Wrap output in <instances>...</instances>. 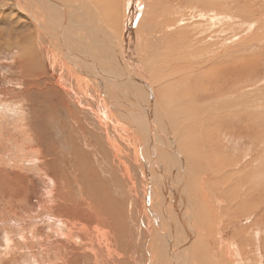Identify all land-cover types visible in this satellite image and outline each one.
I'll list each match as a JSON object with an SVG mask.
<instances>
[{"label":"rangeland","instance_id":"obj_1","mask_svg":"<svg viewBox=\"0 0 264 264\" xmlns=\"http://www.w3.org/2000/svg\"><path fill=\"white\" fill-rule=\"evenodd\" d=\"M22 1L26 2L20 8L21 0H0V264H95L96 256L98 264H106L109 253L116 259L114 248L107 252L98 242L101 235L85 241L83 228L72 225L76 220L83 222L79 216L80 198L89 201L85 206L95 213L101 227L108 229L106 220L113 221L110 223L118 233L117 242L130 251L128 254L124 251L120 261L127 258L129 264H167L170 247L160 241L161 227H156L154 222L152 203L157 191L151 168L145 164V155H148L145 152L150 151L148 160L153 161L160 149L169 154L171 143L178 149L175 152L181 160L186 185L182 188L188 194L186 204L192 207L187 232L191 234L192 228H196L187 264L191 261V264H240L241 260L243 264H264V196L258 195L264 192V108L257 107L264 103V0H239L244 6L233 0H220L222 7L218 10H209L206 5L204 9L199 8L204 4L202 0H192L193 7L182 5L181 0H162V3L159 0H37V5L35 0ZM27 2L29 12L24 10ZM42 4L49 13L44 14L47 18L60 21L57 16L64 15L76 27L75 35L87 39L96 49L103 47L110 55L114 53L111 62L110 59L101 62L106 68L102 76L119 100L124 102L125 98L133 106L124 107L117 99L109 103L105 93L94 87L88 92L93 96H87L82 90L77 91L78 85L67 71L66 75L61 74L57 67L69 58L59 50L62 49L60 39L56 40L57 49L39 26L43 20L31 15V8ZM165 4L174 9L169 17L162 15ZM231 5L238 7L237 11L246 21L242 22L229 11ZM102 11L113 17L100 16ZM85 14L92 19L88 21ZM116 14L120 15L118 20ZM159 29H163L161 40L159 34L154 36ZM128 37V45L121 48ZM212 41L222 49L216 57L210 52ZM202 45L209 49L203 50ZM125 49L132 63L125 60ZM24 51L36 57V65L31 69L34 76L27 70ZM246 55L261 59L263 66L250 61ZM93 57L99 61L97 56ZM240 58L246 62L242 68L236 66L232 72L217 74L211 70ZM40 66L43 67L40 69ZM136 68L142 72L138 73ZM154 68L159 71L152 77ZM250 68L255 73L245 72ZM225 76L235 84L241 78L244 83L237 84L230 93L221 82ZM135 77L140 79L132 84ZM146 77L150 79V86L144 82ZM129 82L147 92L130 89ZM54 89L63 95L57 96ZM132 93L135 94L129 95ZM251 102L254 105L247 106ZM148 103L154 105L157 118L153 116L149 130L143 133L137 129L149 110ZM72 111L76 112L75 117ZM235 112L245 113L249 118L234 116ZM63 122L67 131L62 129ZM73 126L78 130L77 138L72 133ZM72 137L78 139L79 148L85 153L81 164L97 166L105 172L106 180L111 182L109 187L103 186L105 181L98 188L91 179L82 180L79 185L66 183L63 170L57 168L58 155L63 153L60 145L66 142L68 149ZM194 153L205 159L201 161L203 170L190 168V155ZM46 171L52 178L49 174L45 176ZM173 197L178 195L175 193ZM164 212L169 216L168 229L174 231L170 253L177 258L181 252L182 221L172 223V219H179L181 214L175 207L165 208ZM190 217L187 216L188 221ZM223 233L226 243L230 240L234 246L237 261L228 259ZM104 238L108 239V235ZM76 252L79 262L73 257ZM168 264L179 263L171 259Z\"/></svg>","mask_w":264,"mask_h":264},{"label":"bare ground","instance_id":"obj_2","mask_svg":"<svg viewBox=\"0 0 264 264\" xmlns=\"http://www.w3.org/2000/svg\"><path fill=\"white\" fill-rule=\"evenodd\" d=\"M135 1V0H134ZM142 1V0H141ZM155 1V0H154ZM168 1V0H167ZM182 1V5H184V6H189V5H191L192 7H193V1L192 0H181ZM209 1H213V2H209ZM230 1H232V0H230ZM235 3H239L240 4V2H239V0H233ZM22 2L23 3H25L26 1H22L21 0V3L19 4V6H20V8H22ZM35 2H36V5H37V0H35ZM41 2H43V1H41ZM46 2V1H45ZM140 2V1H139ZM159 2H163L162 0H159ZM134 3H136V2H134ZM142 3V2H141ZM157 3V2H156ZM155 3V4H156ZM160 3V4H161ZM169 3V2H168ZM201 3H204V4H200V7L199 8H202V9H204V5H206V6H208L209 7V10H218V9H220L221 7H222V3L220 2V0H202L201 1ZM208 3H212V4H208ZM264 3V2H263ZM27 6H26V8L24 9L25 10V12H29L28 11V7L30 8V3H28L27 2ZM43 4H45V3H43ZM43 4H42V6L40 7H38V8H31V15L32 16H35V18H39V19H42L43 21H45V23L46 24H48L47 25V27H46V25L44 24V22L43 21H39V26L41 27V28H43V30H44V32H45V34L49 37V39H50V41L55 45V47H56V40H58V39H60V43L62 44V49H59L60 50V52L65 56V57H67V58H69V59H65V61H64V63L62 64V63H60L59 65H58V70L61 72V74H64V75H66V73H65V71H67L68 73V75L70 76V78L71 77H73L74 78V82L78 85V90L77 91H80V90H82L83 92H85L84 94L85 95H87V96H93L92 94H88V92L89 91H91L92 92V90H90V88H92V87H94V90H96V89H99L100 90V92H101V94L104 92L105 93V97H106V99H108V101H109V103L110 102H112L113 100H115V99H117L119 102H121V103H124L123 104V106L124 107H126V106H128V102H127V100L124 98V102L123 101H121V100H119L118 99V97H117V95L115 94V91H113L111 88H110V85L108 84V82L106 81L107 79H105L103 76H102V74H104V72H105V70H106V68H105V66H103V65H101V62L103 61V62H106V60L108 61V59H110V62H111V58L112 59H114V57L113 56H115L114 55V53L112 54V52H111V55L108 53V50H105L103 47H98L97 49L95 48V46H93V44L91 45L90 43H88L87 42V39H85V38H79V35L77 36V35H75V32H74V28L76 29V27L74 26V25H72L70 22H68L69 21V19L67 20L66 18H64V15L63 16H61V15H59V16H57L58 18H56V19H60V21H62L63 23H61L60 21H58V20H55L54 18L53 19H51V18H47V16L46 15H44V14H49L45 9H44V7H43ZM166 4H167V2H166ZM164 5V11H162L163 12V16H164V14L166 15V16H168L169 17V15H171L172 14V12H174V9H172V7L171 6H169V5ZM138 5H140V3L138 4ZM142 5V4H141ZM151 5V4H150ZM158 5V4H157ZM156 5V6H157ZM227 5V4H226ZM229 5V4H228ZM240 5H242V6H244V4H240ZM143 6V5H142ZM156 6H155V9H156ZM140 7V6H139ZM138 7V8H139ZM190 7V6H189ZM153 8H154V6H153ZM166 8H168V9H166ZM236 8H238V7H235V6H233V5H231V7L229 8V11L231 10V12H233V13H235L236 14V16H238V17H240L241 19H242V22H243V20L244 21H246L245 19H243L244 17L243 16H240V13H239V11H237V9ZM196 10L198 9V8H195ZM195 9H193V10H195ZM23 10V9H22ZM153 10V9H152ZM156 10H158V9H156ZM162 10V9H161ZM200 10V9H199ZM105 11H107V10H105ZM198 11V10H197ZM207 11V10H206ZM109 12H111V10H109ZM204 12V11H203ZM228 12V11H227ZM199 13V12H198ZM208 13V12H207ZM120 14V13H119ZM151 14V13H150ZM86 15V14H85ZM94 15V14H93ZM117 15V20L119 19V17H120V15L118 16V14H116ZM158 15V14H157ZM162 15H159V16H162ZM201 16H204L203 14H200ZM227 15V14H226ZM230 15V14H229ZM100 16H103V17H106L107 19H108V17L107 16H109V17H113V15L112 14H110V13H104V11H102V12H100ZM134 16V15H133ZM151 16V15H150ZM196 16V15H195ZM219 17H220V15H218ZM81 17V16H80ZM88 17H91L89 14H87L86 15V18H87V20L89 21L90 19H92V18H88ZM158 17V16H157ZM243 17V18H242ZM96 18V17H95ZM122 18V17H121ZM132 18V17H131ZM156 18V17H155ZM183 18V17H182ZM186 18V17H185ZM226 18V17H225ZM233 18V17H232ZM234 18H236V17H234ZM158 19V18H157ZM162 19V18H161ZM166 19H171V18H166ZM193 19V18H192ZM196 19H199L198 17L196 18ZM229 19V18H228ZM227 19V20H228ZM237 19H239V18H237ZM236 19V20H237ZM249 19V18H248ZM191 20V19H190ZM230 20V19H229ZM181 21H183L182 19H181ZM167 22V21H166ZM175 22H176V20H175ZM174 22V25L175 24H177V23H175ZM178 22V21H177ZM180 22V21H179ZM183 23H185V22H183ZM189 23H192V22H188L187 24H189ZM194 23V22H193ZM192 23V24H193ZM236 23V22H235ZM237 23H239L238 21H237ZM241 23V22H240ZM170 24H172L171 22L169 23V25ZM186 24V25H187ZM195 24V23H194ZM201 24V23H200ZM111 25L112 26H114L115 27V25L117 26V24L115 23L114 25L111 23ZM127 26V28H128V24H126ZM168 25V26H169ZM203 25V24H202ZM237 25V24H236ZM190 26V25H189ZM47 28L46 30H45V28ZM120 27H122L121 25H120ZM155 27V26H154ZM172 27V26H171ZM184 27V26H183ZM49 28V29H48ZM130 28V27H129ZM160 28V27H159ZM170 28V27H169ZM168 28V29H169ZM201 28H203V27H201ZM239 28V27H238ZM51 29V30H50ZM164 29V28H163ZM163 29L161 30V29H159V32L158 33H156V34H154V36H156V35H158L159 34V40H161V38H160V35H162L161 34V32L163 31ZM186 29H187V27H186ZM240 29H242V28H240ZM77 30V29H76ZM126 30V29H125ZM128 30V29H127ZM166 30V29H165ZM224 30V29H223ZM222 30V31H223ZM78 31H80V30H78ZM130 31L131 30H129V32H128V35H129V33H130ZM150 31V30H149ZM148 31V32H149ZM214 31V30H213ZM81 32V31H80ZM152 32V31H151ZM156 32H157V30H156ZM215 32V31H214ZM190 33V32H189ZM77 34H79V33H77ZM131 34V33H130ZM214 34V33H213ZM222 34V33H221ZM84 35H85V33H84ZM126 35H127V33H126ZM127 35V36H128ZM190 34H188V36H189ZM200 35V34H199ZM126 36V37H127ZM196 36H198V35H196ZM208 36H212V35H208ZM85 37V36H84ZM89 37V36H88ZM139 37V36H138ZM178 37H180V36H178ZM69 38L71 39V40H69ZM200 38H201V36H200ZM203 38V37H202ZM210 38V37H209ZM128 39V41H124L125 43L123 44V46H121V48H123V47H126L127 45H128V43H129V37L127 38ZM190 39V38H189ZM97 40V39H96ZM201 40V39H200ZM73 41V42H72ZM211 41V40H210ZM203 42H205L204 40H203ZM202 42V43H203ZM122 43V42H121ZM161 43V42H160ZM206 43H208V42H206ZM256 43V42H255ZM105 44V43H104ZM210 44V52H212L211 54L214 56V57H216L218 54H221L222 53V49L221 48H218V46H217V42H215V41H212V42H210L209 43ZM208 44V45H209ZM106 46H107V43L105 44ZM162 45V44H161ZM117 46V45H116ZM185 46V45H184ZM260 46V45H259ZM97 47V46H96ZM191 47V46H190ZM202 47H203V45H202ZM57 48V47H56ZM106 48V47H105ZM257 48V47H256ZM259 48V47H258ZM58 49V48H57ZM124 49V48H123ZM200 49V48H199ZM209 49V47L208 46H206V48L205 47H203V50H208ZM202 51V50H201ZM93 55L94 56H97L98 57V59H99V61H97V60H95V58L93 57ZM124 55V58H125V60L128 62V63H132V61H129L128 60V58H127V56H126V49H125V54H123ZM162 55V54H161ZM164 55H166V54H164ZM207 56H208V54H206ZM264 55V54H263ZM24 58H26V60H27V70H28V72H29V74L31 73V75L32 76H34L33 75V73H34V70H31L32 69V66L33 65H36V63H35V55L34 54H26L25 53V51H24ZM109 56H111V57H109ZM197 56V55H196ZM242 56V55H241ZM246 56H248L249 57V60L250 61H256V63H258L259 65H261V66H263V64H262V62H261V59H257V58H255V57H253V56H250V55H246ZM159 57V56H158ZM160 58V57H159ZM168 58V57H167ZM262 58V57H261ZM162 59V58H161ZM163 59H165V58H163ZM202 60V59H201ZM248 60V61H249ZM67 61V62H66ZM69 61V62H68ZM166 61V60H165ZM169 61V60H168ZM209 61H211V60H209ZM218 61H221V60H218ZM72 62V63H71ZM126 63V62H125ZM134 63V66H136V67H139L138 66V64L136 63V62H133ZM165 63H167V62H165ZM169 63V62H168ZM219 63V62H218ZM246 62L244 61V59H242V58H240V59H235V60H232L231 62H229V64L227 63V65L226 64H221V65H217V66H215V67H213V68H211V70L212 71H215L216 72V74H217V72H224V71H228V72H232V71H230V70H232L234 67H236V66H239V68H242V67H240V66H242V65H244ZM248 63V62H247ZM264 63V62H263ZM115 64V63H114ZM130 65V64H129ZM132 65V64H131ZM111 66H113V65H111ZM164 66V65H163ZM43 66H40V69L42 68ZM52 68H54V66H51ZM120 67V66H119ZM125 67H127V66H125ZM117 67H115V69H116ZM128 68V67H127ZM156 68V67H155ZM155 68H154V72L155 73H152L153 74V76L152 77H154V75H157L158 74V72L157 71H159V70H157L156 69V71H155ZM239 68H237V69H239ZM246 68V67H245ZM254 68V67H253ZM209 69V68H208ZM236 69V70H237ZM55 69H53V71H54ZM108 70V69H107ZM110 70V69H109ZM125 70V69H124ZM129 70H131V69H129ZM136 70H137V72L138 73H140V72H142V70L141 69H138V68H136ZM240 70V69H239ZM135 71V70H134ZM206 71V70H205ZM243 71H245V70H243ZM37 72H38V70H37ZM146 72V71H145ZM156 72H157V74H156ZM240 72H241V70H240ZM245 72H252V73H255L254 72V69H248V71H245ZM54 73H55V71H54ZM108 73V72H107ZM129 73H131L130 71H129ZM129 73H127V75L129 74ZM134 73V72H133ZM138 73H136V74H138ZM214 73V72H213ZM213 73H212V75H213ZM234 73V72H233ZM242 73V72H241ZM112 74V73H111ZM110 74V75H111ZM115 74V73H114ZM224 74V73H223ZM223 74H222V76H223ZM201 75V74H200ZM203 75H205V73H203ZM206 75H208V73L206 74ZM210 75V74H209ZM208 75V76H209ZM215 75V74H214ZM234 75V74H233ZM237 75V74H236ZM117 76V75H116ZM123 76V75H122ZM139 76V75H138ZM144 76V75H143ZM215 76H217V75H215ZM214 76V77H215ZM221 76V77H222ZM129 77H131V75H129ZM128 77V78H129ZM188 77V76H187ZM204 77V76H203ZM202 77V78H203ZM219 77V76H218ZM218 77H217V79H218ZM226 77V78H225ZM222 80H221V82H222V85H223V88H225V90L227 91H232V92H230V93H233L234 91H233V88H235V87H237V84H243L244 83V81H241V79L239 80L238 79V83L237 84H235V82L234 81H230L231 79L230 78H228L227 76H225ZM231 77V76H230ZM241 77V76H240ZM106 78H108V77H106ZM142 78V77H141ZM211 78V77H210ZM209 78V79H210ZM238 78V77H237ZM122 78H120V80H121ZM138 79H140V78H136L135 77V81H133L132 82V84L134 83V82H137L138 81ZM146 79H147V81H146ZM146 79H144V82L146 83V84H149V86H150V82H149V80L150 79H148L147 77H146ZM204 79H205V77H204ZM216 79V81H217V83L218 82H220L219 81V79L217 80ZM243 79H244V77H243ZM247 79V78H246ZM256 79V78H255ZM118 80V79H117ZM119 80V81H120ZM191 80H192V78H191ZM235 80H237V79H235ZM251 80V79H250ZM253 80H254V78H253ZM80 81L82 82V83H80ZM127 81H128V79H127ZM130 81V80H129ZM132 81V80H131ZM130 81V82H131ZM201 81V80H200ZM209 81H211V79L209 80ZM208 81V82H209ZM128 83L127 85H129V88L130 89H132V90H134V88H137L138 90V93H139V91H140V89L142 90L143 89V87H141V88H139V87H137V86H135V85H131V83ZM152 82V81H151ZM246 82V81H245ZM114 83V82H113ZM140 83V86H141V82H139ZM212 83H214V82H212ZM120 84V83H119ZM209 84V83H208ZM211 84V83H210ZM215 85H216V83H214ZM251 84V83H250ZM249 84V85H250ZM117 85V84H116ZM121 85V84H120ZM120 85H119V87H120ZM126 85V84H125ZM203 85V84H202ZM218 85V84H217ZM216 85V86H217ZM212 86L214 87V85L212 84ZM219 86V85H218ZM116 87H118V86H116ZM58 89V88H57ZM119 89V88H118ZM121 89V88H120ZM125 89V88H124ZM126 89H128V88H126ZM221 89V88H220ZM236 89V88H235ZM59 90V89H58ZM144 90V94H145V89H143ZM96 91H98V90H96ZM116 91H118V90H116ZM135 91V90H134ZM125 90L123 91V93L125 94ZM128 92H130L129 90H128ZM147 92V91H146ZM54 93L57 95V96H59V95H63V93H61V92H59V91H56V89H54ZM94 93H95V91H94ZM127 93V92H126ZM141 93H142V91H141ZM59 94V95H58ZM133 94H135V93H132V94H129V95H133ZM176 95V94H175ZM179 95V94H178ZM120 96H121V94H120ZM137 96V95H136ZM136 96H133V97H135V98H137ZM140 96V95H139ZM61 97V96H60ZM152 97V96H151ZM151 97H150V99H149V101L148 102H150V100H151ZM178 97V96H177ZM122 98V99H123ZM140 98V97H139ZM142 98V97H141ZM174 98V97H173ZM182 98V97H181ZM219 98V97H218ZM61 99V98H60ZM220 99V98H219ZM63 100V99H62ZM176 100V99H175ZM182 100V99H181ZM64 102V101H63ZM183 102V101H182ZM185 102V101H184ZM190 102V101H189ZM61 103V102H60ZM151 103V102H150ZM63 104V103H62ZM64 104H66V102H64ZM173 104V103H172ZM249 104H251V105H254V103L253 102H251V103H247V106L249 105ZM148 105H150V106H148ZM174 105H176V104H174ZM236 105V104H235ZM245 105V104H244ZM238 106V105H237ZM242 106V105H241ZM241 106L240 107H238V109L239 108H241ZM152 107H154V105L152 106L151 104H147V108H149V110L147 109V112H145L144 114H145V117H143L144 118V121H142V120H140V124L138 125V129L137 130H139V131H143V133H144V131H146V129H148L149 130V125L151 124V122H152V120L154 119V118H157L156 117V114H154V112H153V108ZM244 107V106H243ZM254 107V106H253ZM257 107H259V108H264V103L262 104V107H260V106H257ZM69 109V108H68ZM151 109V110H150ZM229 109V108H228ZM237 108L235 107V110H236ZM244 110H245V108H244ZM243 110V111H244ZM168 111V110H167ZM223 111V110H222ZM230 111H231V109H230ZM69 112V111H68ZM156 112V111H155ZM232 112V111H231ZM66 113H67V111H66ZM76 112H74V111H72V115H73V117H75L76 116V114H75ZM70 114V113H69ZM132 114H134V113H132ZM196 114V113H195ZM252 114V113H251ZM233 115L235 116V115H237V116H239L240 118H244V119H248L249 117L247 116V114H245V113H241V112H235V113H233ZM68 116H70V115H68ZM153 116H154V118H153ZM249 116H251V115H249ZM246 117V118H245ZM253 117H255V115L253 116ZM57 118H58V116H57ZM60 118V117H59ZM77 118V117H76ZM80 118V117H79ZM223 118V117H222ZM226 118V117H225ZM61 119V118H60ZM59 119V120H60ZM75 120V119H74ZM226 120H228V119H226ZM231 120V119H230ZM229 120V121H230ZM56 121V120H55ZM64 121V120H63ZM72 121H73V119H72ZM233 121V120H232ZM232 121H231V123H232ZM247 121V120H246ZM57 122V121H56ZM61 122V121H60ZM75 122H76V120H75ZM250 122V121H249ZM242 123V122H241ZM244 123H246V122H244ZM63 124H64V122H63ZM77 124V123H76ZM235 124V123H234ZM264 124V123H263ZM59 125H61V124H59ZM59 125H58V127H59ZM69 125V124H68ZM220 125V124H219ZM236 125V124H235ZM245 125V124H244ZM82 126V125H81ZM231 126H233V125H231ZM253 126V125H252ZM70 127V126H69ZM83 127V126H82ZM139 127H141V128H139ZM224 127H226V126H224ZM239 127V126H238ZM249 127V126H248ZM250 127H251V125H250ZM203 128V127H202ZM218 128V127H217ZM216 128V129H217ZM228 128V127H227ZM227 128H225V129H223V131L224 130H226ZM262 129H263V127H261ZM62 129H64V131L66 130H68V129H66V125L64 124V125H62ZM61 129V130H62ZM85 129V128H84ZM240 129H241V127H240ZM246 129H247V127H246ZM245 129V130H246ZM71 130V129H70ZM239 129H237V131H238ZM77 128L75 127V126H73V132L72 133H74L75 135H76V138H77ZM229 131H231V129L229 130ZM236 131V130H235ZM234 131V132H235ZM241 131V130H240ZM239 131V132H240ZM242 131H244V130H242ZM252 131H253V128H252ZM255 131V130H254ZM221 132V131H220ZM226 132V131H225ZM238 132V133H239ZM248 134L250 135V133H249V129H248ZM251 132V131H250ZM71 133V132H70ZM169 133V132H168ZM236 133V132H235ZM253 133H255V132H253ZM220 134H222V133H220ZM233 134V133H232ZM245 134V133H244ZM247 134V133H246ZM261 134V133H260ZM66 135V134H65ZM224 135H225V133H224ZM228 135V134H227ZM230 135V134H229ZM241 135H243L242 133H241ZM259 135V134H258ZM73 136V135H72ZM172 136V135H171ZM222 136V135H221ZM232 136H234V135H232ZM235 136H237V135H235ZM263 136V135H262ZM173 137V136H172ZM246 138V137H245ZM50 139V138H49ZM59 139V138H58ZM62 139V138H61ZM60 139V140H61ZM66 140H67V138H66ZM243 140V139H242ZM259 140V139H258ZM59 140H57V142H58ZM63 141H65V140H63ZM222 141V140H221ZM245 141V140H244ZM251 141V140H250ZM69 142H71L72 144V146L70 145V144H68L67 146H68V149H66L65 148V143H63L62 145H60V150L61 151H63V153H62V155L60 156V155H58L59 157H60V164H58L57 165V168H60L61 170H63V172H64V175H65V178H66V183L68 184V185H74V184H77V185H79L78 184V182L79 183H82V180H86V179H91V180H94L95 181V184L97 185V187L99 188V186H100V184L102 183V182H105V181H107L106 180V178H105V172H103L102 170H98L96 167L97 166H89V165H83L84 164V162H83V164H81V160L82 159H84V157H86L85 156V153L83 152V151H81V148H79V141H78V139H75L74 137H72V139H70L69 140ZM69 142H67V143H69ZM175 142V141H174ZM224 142V141H223ZM222 142V143H223ZM254 142V141H253ZM187 143V142H186ZM57 144V143H56ZM203 144V143H202ZM224 144V143H223ZM53 145H55V144H53ZM194 144H192L191 146H193ZM80 146H81V144H80ZM217 146V145H216ZM218 146H220V144L218 145ZM224 146V145H223ZM241 146V145H240ZM184 148H186L187 146H183ZM200 147H204V146H200ZM208 147V146H207ZM206 147V148H207ZM241 147H243V146H241ZM57 148H58V144H57ZM175 148H176V145H174L173 143H171V149H172V151H170V153L168 154V153H166L164 150H162V149H160L159 151H158V156L156 157V159L155 158H151L153 161H151V160H148V159H150V151L148 150H146V152H145V154H148V155H145L146 156V158H147V160H146V165L149 167V168H151L150 170H151V172L153 173V182H154V186H155V189H156V191H157V198L153 201V203H152V213H153V217H154V222H155V225H156V227H161V231H160V233H161V236H163L161 239H160V241L163 243V244H165L167 247H170L169 249H167V255H166V263L168 264V263H170L171 262V259H174V261H177V263H179V264H187V263H189L188 262V256H190V251H191V249H192V243H193V237H195L194 235H195V229H194V227L192 228V232H191V234L189 233V232H187V228H186V225L187 224H189L190 222H191V217H190V211L192 210V207L190 208V205H188V204H186V202L188 201V194L187 193H184V190H183V188H182V186H184V189L186 188V185H185V179H184V174L182 173V169H183V166H182V163H181V160H179L178 159V155L176 154V152H175ZM222 148H224V147H222ZM249 148V147H248ZM216 149V148H215ZM245 149V148H244ZM213 150V149H212ZM221 150V149H220ZM58 151V150H57ZM176 151H177V153H178V149L176 148ZM192 151V150H191ZM195 151V150H194ZM205 151V150H204ZM248 151V150H247ZM59 152V151H58ZM180 152V151H179ZM210 152V151H209ZM245 152V151H244ZM193 153V152H192ZM206 153H208V152H206ZM218 153V152H217ZM248 153V152H247ZM56 154V153H55ZM61 154V153H60ZM89 154V156H91L90 155V153H88ZM195 154V155H194ZM194 154H191L190 155V158H191V164H189V166H190V168H192V169H196V167H200V168H197V171H198V169H199V171L200 170H203L204 169V166H203V164H201V161H204L205 159L204 158H202L203 160H201L198 156H197V154L196 153H194ZM86 155H87V153H86ZM203 155H204V152H203ZM206 155V154H205ZM204 155V156H205ZM210 155V154H209ZM230 155V154H229ZM232 155V154H231ZM244 155V154H243ZM191 156H193V158L191 157ZM227 157H228V155H227ZM87 158H88V156H87ZM90 158V157H89ZM222 157H220V159H221ZM226 158V157H225ZM232 159V158H231ZM227 160H229V159H227ZM59 161H57V162H59ZM87 161H88V159H87ZM91 163H92V160H91V158H90V160H89ZM88 161V162H89ZM89 162V163H90ZM96 162V161H95ZM49 163V162H48ZM48 163L46 164V165H48ZM95 164V163H94ZM102 164V163H101ZM83 165V166H82ZM91 165H93V164H91ZM208 165H209V162H208ZM103 166V165H102ZM207 166V165H206ZM104 167V166H103ZM188 167V166H187ZM203 167V168H202ZM263 168V167H262ZM257 170V169H256ZM105 171H106V169H105ZM259 171V170H258ZM184 172V171H183ZM260 172V171H259ZM185 173V172H184ZM255 173V172H254ZM258 173V172H257ZM48 174H49V172H47L46 171V174H45V176L47 177L48 176ZM197 174V173H196ZM199 174V173H198ZM49 175H51V174H49ZM54 175H56V173H54ZM194 175V174H193ZM200 175V174H199ZM213 175V174H212ZM52 176L53 175H51V177L50 178H52ZM196 176V175H195ZM194 176V177H195ZM206 176V175H205ZM215 176V175H214ZM107 177V176H106ZM182 177H183V179H182ZM201 177V176H200ZM56 179H55V183L57 184V175H56V177H55ZM206 179V178H205ZM216 179V178H215ZM51 180V179H50ZM53 180V179H52ZM201 180V179H200ZM197 181V180H196ZM205 181H207V180H205ZM262 182H263V179H262ZM109 183H111V182H109V181H107V182H105V184L103 185V186H106V187H109ZM199 183V182H198ZM207 184V183H206ZM81 185V184H80ZM176 186V190L174 191L173 190V186ZM210 189H212V187L210 188ZM99 192V191H98ZM207 192V191H206ZM99 193H102V190L99 192ZM177 194L178 195V198H176V197H173V194ZM258 195L259 196H264V192H258ZM86 202H89L87 199H79V208H80V210H79V212H80V214H79V216L83 219V222H80L79 220H76V222L74 223V224H72L73 226H81L82 228H83V230L85 231V233H83L82 234V237L85 239V241H88V240H91V237L92 238H94V237H96V236H99V235H101V240H99L98 242L100 243V245L108 252H110L111 251V249H115V255H116V259L115 258H113L111 255H110V253L108 254V256H106L105 257V259L107 260V263L106 264H124V262H125V264H129V260L127 259V258H125L124 259V262H122V261H120V260H122V257H121V255H122V253L125 251L126 252V254H128V253H130V251L128 250V252L126 251V250H124V246H120V244L117 242V239H118V233L116 232V228L114 229V227H113V225H112V227H111V223H113V221L111 220L110 222H109V219H107L106 220V222H107V224L109 225V227H108V229H107V227L106 226H104V227H101V224H100V222L97 220L96 221V215H95V213L92 211H90V210H88L87 208H86V206H85V204H86ZM221 203V202H220ZM219 203V204H220ZM167 205V206H166ZM168 207H175V208H177V209H179V211H180V218L179 219H172V223H174V221L175 220H178V221H182V224L180 225V230H181V232H180V246H179V250H181V252H178L177 253V258L172 254V253H170V249H172V245H171V243H172V239H173V237H174V231H173V229H168V225H167V223H166V221H167V219H168V215L164 212V209L165 208H168ZM169 212V211H168ZM204 215V214H203ZM261 215H263V213H261ZM260 215V216H261ZM187 216H189L190 217V220L188 221V218H187ZM202 216V215H201ZM200 216V217H201ZM111 217V215H110V213H109V218ZM197 218H199V217H197ZM261 218V217H260ZM200 219V218H199ZM202 219V218H201ZM201 219H200V221H201ZM198 220V219H197ZM195 221H196V219H195ZM196 222H198V224L200 223L199 222V220L198 221H196ZM172 223H171V225H172ZM203 223V222H202ZM76 224V225H75ZM85 225V226H84ZM165 227H166V230H165ZM198 227H200V226H198ZM255 227V226H254ZM199 229V228H198ZM197 229V230H198ZM203 229V228H202ZM245 229V228H244ZM258 229V228H257ZM200 230V229H199ZM238 231V230H237ZM257 231V230H256ZM198 232V231H197ZM200 233V232H199ZM249 233V232H248ZM254 233H256V232H254ZM254 233H251V234H253L254 235ZM170 234V235H169ZM105 235H108V239H106V238H104V236ZM165 235H166V237H165ZM168 235V236H167ZM197 236H198V233H197ZM223 236H226V234L224 235V233H223V235H221V237H222V241H223V243L226 245V255H227V257H228V259H231V260H235V261H237L235 258H237V256L235 255V248H234V246L230 243V240H229V242L228 243H226V241H225V237H223ZM250 236V235H249ZM264 236V235H263ZM199 237H201V236H199ZM241 238V237H240ZM168 239V240H167ZM170 239V240H169ZM191 239H192V242H191ZM242 239V238H241ZM196 240V239H195ZM243 240V239H242ZM263 240V239H262ZM245 241V240H244ZM243 241V242H244ZM199 242V241H198ZM200 243V242H199ZM241 243V242H240ZM83 245V244H82ZM201 249V248H200ZM195 252V251H194ZM70 254H72V253H69V255ZM194 254V253H193ZM170 255H172L171 257H170ZM198 255V254H197ZM238 255V254H237ZM199 256H201L200 254H199ZM73 257H74V259L77 261V262H79V259H78V255H77V252L76 253H74L73 254ZM196 257V256H195ZM66 258V257H65ZM239 258V257H238ZM119 260V261H118ZM98 262H99V259H98V257L96 256L95 257V264H98ZM191 263H192V261H191ZM190 263V264H191ZM195 263V262H194ZM238 263V262H237ZM61 264V263H60ZM198 264H200V263H198ZM236 264V263H235ZM240 264H243V262H242V260L240 261Z\"/></svg>","mask_w":264,"mask_h":264},{"label":"crops","instance_id":"obj_3","mask_svg":"<svg viewBox=\"0 0 264 264\" xmlns=\"http://www.w3.org/2000/svg\"><path fill=\"white\" fill-rule=\"evenodd\" d=\"M118 1H119V0H118ZM136 100L139 102L138 98H136ZM128 104H129L130 106H133V104H131L129 101H128Z\"/></svg>","mask_w":264,"mask_h":264}]
</instances>
